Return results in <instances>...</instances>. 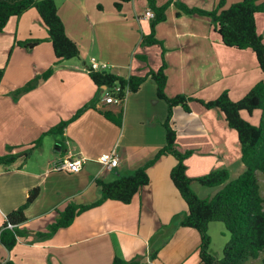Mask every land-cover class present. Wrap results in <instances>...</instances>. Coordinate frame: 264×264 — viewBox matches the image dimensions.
Instances as JSON below:
<instances>
[{
	"label": "crops",
	"instance_id": "0c3cea01",
	"mask_svg": "<svg viewBox=\"0 0 264 264\" xmlns=\"http://www.w3.org/2000/svg\"><path fill=\"white\" fill-rule=\"evenodd\" d=\"M218 1L155 0L159 7L169 3L165 20L155 27L161 45L143 46L141 36L149 33L150 23L145 17L149 10L146 0H131L121 11L114 9V0H54L65 33L79 50L78 58L55 66L47 29L35 9L8 20L0 32V156H19L7 167L0 165V230L6 215L25 202L30 190L39 188V195L25 211L26 221L20 226L27 235L10 251L0 244V264H112L116 256L126 261L139 257L144 264H202L198 232L178 225L187 208L169 178L176 164L171 156L160 157L148 168L149 183L130 204L105 201L50 239L36 240L35 235L46 231L70 201H95L97 180L111 182L117 175L131 174L166 143L162 124L167 106L157 98L155 83L148 77L137 92L126 95L119 128L98 112H115L118 105L103 103L104 88L99 89L88 77L92 62L105 63L103 72L122 78L144 77L164 62V93L170 98L182 94L211 101L227 91L236 102L257 83H264V73L251 50L224 46L210 18L177 15L175 3L210 11ZM240 1L225 0L224 7ZM255 24L258 32L264 27V17L256 14ZM27 40L41 42L32 49L17 44ZM50 67L53 71L46 80L12 98L13 91ZM94 99H98V110H86L61 134L45 135L37 148L22 154L43 133L71 119ZM189 108L185 112L181 106L175 107L171 119L176 149L192 152L185 161L186 175L196 179L227 169L229 180L236 179L245 170L237 133L219 111L195 101ZM112 151L119 164L107 171L97 159ZM68 153L84 159L80 171L53 170ZM199 186L192 183L199 198H212L222 188L203 191L206 189ZM154 251L157 258L150 260ZM262 254L245 264H257Z\"/></svg>",
	"mask_w": 264,
	"mask_h": 264
},
{
	"label": "trees",
	"instance_id": "16d2710c",
	"mask_svg": "<svg viewBox=\"0 0 264 264\" xmlns=\"http://www.w3.org/2000/svg\"><path fill=\"white\" fill-rule=\"evenodd\" d=\"M130 1L114 0V9L121 11L123 5ZM224 1L219 0L210 11L189 8L182 3H175V6L179 10L178 16L185 14L210 18L224 46L238 50H251L256 57L260 70L264 73V44L257 34L255 24V15L264 14V0H241L227 8L224 7ZM146 2L153 12V18L150 19L149 33L141 36V44L143 46H159L161 44L155 38V27L165 20V11L169 3L159 7L155 0H146ZM30 9L36 10L47 29L46 41L51 43L56 59L54 66L61 61L78 58V47L66 35L54 0L0 2V32L3 31L10 18L20 17ZM40 42L41 40H27L17 42V44L23 48L32 49ZM165 67L163 62L158 70H149L144 77L129 76L128 78L103 71L95 72L87 67L89 79L99 89L104 88L103 93L112 91L114 87L119 88L118 92H114V97L121 102L118 109L115 112L98 110L96 107L98 99H94L78 109L71 119L61 121L43 133L32 143L30 149L22 153L28 155L40 145L43 137L47 134H61L70 122L76 120L88 109L98 110L104 118L121 128L124 112L123 103L126 95L137 92L148 77L156 85L157 98L166 103L167 117L162 124L165 130L166 143L156 156L127 176L117 175L111 182L97 180L96 187L99 196L95 201L88 204H77L70 201L62 211L58 212L55 221L47 227L46 231L36 233V240L52 238L59 230L69 227L76 217L100 206L105 201H115L124 205L130 204L138 191L148 185V168L160 157L171 156L175 159L176 164L171 169L169 178L187 208L186 214L181 218L178 225L195 229L198 232L201 263L243 264L247 260L257 259L261 253H264V199L260 196L257 179L258 172L264 173V83H257L243 98L236 102L229 98L227 91L222 92L211 101H202L182 94L170 98L164 93L166 85ZM52 71L53 67H50L46 72L32 78L22 87L13 91L11 93L12 98L17 99L36 88L52 74ZM192 101L198 102L205 109L219 111L228 127L237 133L241 162L245 166V170L236 179L229 180L227 169H216L196 179H191L186 175L185 161L192 152H180L176 149V132L171 125V119L173 109L177 106H181L185 112H190L189 103ZM255 110L260 112L259 123L257 126H252L241 117V113L252 114ZM56 146H60L59 143ZM18 156L19 153L0 156V165L7 167L14 163ZM194 181L206 188H222L212 198H199L192 189ZM38 195L39 188L30 190L25 202L6 215L0 230V244L6 250H12L18 239L27 235V231L21 229L20 226L26 221L25 211L33 204ZM213 222L222 223L230 235L223 247L220 260H216L209 253L208 225ZM156 258L157 251L151 252L149 259L155 260ZM6 264L14 263L9 261ZM112 264L144 263L139 257L126 261L116 256L113 258Z\"/></svg>",
	"mask_w": 264,
	"mask_h": 264
},
{
	"label": "rangeland",
	"instance_id": "374dc122",
	"mask_svg": "<svg viewBox=\"0 0 264 264\" xmlns=\"http://www.w3.org/2000/svg\"><path fill=\"white\" fill-rule=\"evenodd\" d=\"M263 16L264 15H261ZM257 31V29H256ZM257 34L261 37L262 43L264 44V27L262 29H259ZM243 115V117H242ZM241 117L250 123L252 126H257L259 123V111L255 110L252 112V114H248L247 112L241 113ZM257 179L259 183V191L260 196L264 199V173L258 172L257 173ZM201 189H206L203 191H209L208 188L199 186ZM200 196H204V194H201ZM208 235L210 237V247H209V253L212 255L216 260H220L222 258L223 254V247L226 244L227 240L229 239V233L226 231L224 225L219 222H213L212 224L208 225ZM261 259L257 264H264V254H262ZM245 263H252L251 260L245 261Z\"/></svg>",
	"mask_w": 264,
	"mask_h": 264
},
{
	"label": "built area",
	"instance_id": "2783aa9c",
	"mask_svg": "<svg viewBox=\"0 0 264 264\" xmlns=\"http://www.w3.org/2000/svg\"><path fill=\"white\" fill-rule=\"evenodd\" d=\"M145 17L148 19L153 18V12L149 9L145 12ZM105 63H96L92 62L91 65L88 67V69H91L95 72H101L103 69L106 68ZM119 88L114 87L112 91H105L103 93V103L104 104H117L120 105L121 102L118 101L114 97V92H118ZM84 162L83 158L80 157H72L70 153H68V157L63 161L61 165H54L52 167L53 170L55 171H61V170H66L71 173H77L80 171L82 167V163ZM97 162L101 165V167L104 170L110 171L112 169H115L118 164H119V159L116 156V154L112 151L106 154L101 155L98 159Z\"/></svg>",
	"mask_w": 264,
	"mask_h": 264
}]
</instances>
